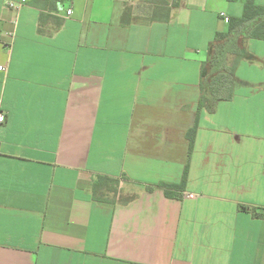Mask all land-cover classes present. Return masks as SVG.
Masks as SVG:
<instances>
[{"label":"crops","instance_id":"crops-1","mask_svg":"<svg viewBox=\"0 0 264 264\" xmlns=\"http://www.w3.org/2000/svg\"><path fill=\"white\" fill-rule=\"evenodd\" d=\"M9 1L0 264H264V216L240 208L264 212L263 40L235 63L254 74L235 73L245 83L187 136L220 14L243 0H61L62 24ZM97 176L118 180L109 201L93 198Z\"/></svg>","mask_w":264,"mask_h":264},{"label":"trees","instance_id":"trees-1","mask_svg":"<svg viewBox=\"0 0 264 264\" xmlns=\"http://www.w3.org/2000/svg\"><path fill=\"white\" fill-rule=\"evenodd\" d=\"M235 1V0H230ZM30 3L41 9L43 12L40 18L45 20L52 18L54 23L62 24L63 19L58 18L53 13L59 11L61 0H31ZM47 11V12H45ZM225 32H217L214 39L209 44L208 57L201 65V95L196 111V120L193 127L188 131L187 136L190 147L198 127V118L201 110L206 109L212 112L219 99L229 100L233 97L234 89L240 86V81L235 76V63L240 59H252L253 56L246 51L248 39H259L264 41V5H259L255 0H243V13L240 17L228 20ZM187 169H185L181 183L174 186L168 183H161L166 196L171 198L179 197L171 189H183L186 183ZM151 189V188H148ZM109 193H118V180L107 176H97L93 182L92 195L96 200L109 201ZM135 196L119 199L122 203H127ZM241 209L248 210L253 216L262 217L264 212L255 207L240 206Z\"/></svg>","mask_w":264,"mask_h":264},{"label":"built area","instance_id":"built-area-1","mask_svg":"<svg viewBox=\"0 0 264 264\" xmlns=\"http://www.w3.org/2000/svg\"><path fill=\"white\" fill-rule=\"evenodd\" d=\"M26 3V0H12L8 2V5L12 8H17L19 9L20 7H22L24 4ZM71 15V9H67L66 13H65V17H69ZM223 17V20L225 22H228L229 18L227 16H224L223 13L220 14ZM5 122V113L3 112V110L0 109V130L2 125ZM190 197H193L192 194L189 195Z\"/></svg>","mask_w":264,"mask_h":264},{"label":"rangeland","instance_id":"rangeland-1","mask_svg":"<svg viewBox=\"0 0 264 264\" xmlns=\"http://www.w3.org/2000/svg\"><path fill=\"white\" fill-rule=\"evenodd\" d=\"M234 72L235 73L238 72V74L242 73V75H252V74H254L253 72H250L249 70H247L245 67H242V66H240V67L238 66L237 68H235ZM124 195L125 194L122 193L120 198H125Z\"/></svg>","mask_w":264,"mask_h":264}]
</instances>
